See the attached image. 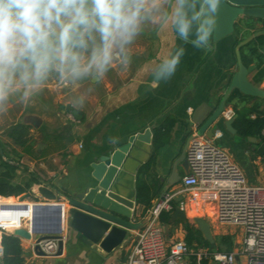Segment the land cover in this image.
Listing matches in <instances>:
<instances>
[{
    "label": "crops",
    "instance_id": "obj_1",
    "mask_svg": "<svg viewBox=\"0 0 264 264\" xmlns=\"http://www.w3.org/2000/svg\"><path fill=\"white\" fill-rule=\"evenodd\" d=\"M238 25V31L227 39L214 42L212 37L213 49L210 52L177 38L171 30L159 34L145 33L133 46L132 63L129 67L115 68L111 71L114 74L122 71L123 77L119 79L113 74L110 78L107 75L104 81L94 85L84 107L76 110L77 115L70 110L72 107L68 103L69 94L54 84L49 85L28 106L11 107L8 111L13 114L10 118L11 123L2 131L6 133L10 126L18 123L30 127V140L27 145L14 146L19 157L13 159L21 167L17 171V180L25 181L28 177L35 176L38 183L32 184L25 193L10 197H17L30 203L61 202L69 209L70 206L58 191L63 194L83 191L86 185L94 180L93 163L97 162L101 155L126 143L132 135L151 128V151L145 163L155 156V174L152 173L149 179L157 180L158 194L153 197L148 209L137 201L136 194V221L147 224L152 220L154 206L166 186L174 182L178 174L181 175L180 182L165 194L179 192L172 201L173 208L165 210L170 211V218L167 222H163L160 216L158 218V224L161 225L168 243L186 240V222L179 219L170 221L174 210L179 208L181 203L188 221L191 214L194 215L193 218L199 214L213 221L215 197L200 193L198 199L193 201L191 194L180 193L182 178L188 170L185 160L187 157L183 155L192 136L198 133L199 125L196 121L207 118L211 114L210 107L216 109L228 91L231 77L238 69L236 57L238 41L248 38L262 27L259 20L247 16L240 18ZM176 47H183L185 52L175 74L171 79L161 82L158 87H149L151 76L148 69ZM260 51L264 61V45L260 47ZM244 53L245 61L249 62L247 66H254L248 74V79L264 90V75L258 76L260 69L256 56L247 49ZM244 63L246 65V62ZM250 109L264 110V96H248L238 92L236 98L227 102L222 117L227 119L226 111H232L233 117H236V111L247 114V110ZM254 115L251 113L252 117ZM3 116L4 114L0 115V124ZM169 116L176 119V124L170 132L169 140L155 151L154 128ZM217 123L214 142L221 147H227L231 152L229 155L242 169L249 184H264V153L259 152L264 141L259 137H256L257 141L249 140L238 132L233 134L220 121ZM34 128L42 131L44 138L35 145L32 133ZM26 148L29 149L25 153ZM141 150H143L141 156L145 157L148 151L144 148ZM129 163L130 168H136L135 160H129ZM2 168L0 166V170ZM132 175L135 177L137 192L139 171L134 174L128 170L129 181ZM53 215L52 211H41L40 227H51L54 224ZM15 221L6 223L7 227L12 226ZM28 226L29 219H25L23 227ZM134 233L135 231L130 233L120 248L106 253L100 247L87 243L78 234L71 232L66 223L63 233L65 245L60 255L56 252L47 256L38 255L34 250L36 237L34 234L31 240L21 238L23 264H126ZM204 264L215 263L205 261Z\"/></svg>",
    "mask_w": 264,
    "mask_h": 264
},
{
    "label": "clouds",
    "instance_id": "obj_2",
    "mask_svg": "<svg viewBox=\"0 0 264 264\" xmlns=\"http://www.w3.org/2000/svg\"><path fill=\"white\" fill-rule=\"evenodd\" d=\"M221 0H0V115L28 106L54 84L69 105L84 107L93 86L127 69L147 32L171 30L212 51ZM174 48L152 65L149 87L175 74L184 55Z\"/></svg>",
    "mask_w": 264,
    "mask_h": 264
},
{
    "label": "water",
    "instance_id": "obj_3",
    "mask_svg": "<svg viewBox=\"0 0 264 264\" xmlns=\"http://www.w3.org/2000/svg\"><path fill=\"white\" fill-rule=\"evenodd\" d=\"M247 16L259 20L262 27L259 31L240 41L236 47L238 69L231 77L230 85L226 95L219 105L214 109L210 107L211 114L204 120H197L198 133L215 139V125L222 123L228 131L237 133L234 127L235 117L226 119L223 116L228 98L236 90L248 96H264V90L260 89L248 79V74L254 69L253 65L247 66L243 62L241 48L258 36H264V0H221V5L215 18L213 28V41L218 42L231 37L236 29L239 19ZM249 140L257 141L256 137L249 136ZM152 142V129L147 128L143 132L132 135L129 140L101 155L97 162L93 163L92 177L94 180L86 185L85 189L76 194L58 193L64 197L70 206L65 207L61 202H33L30 205H22L19 208L18 221L21 226L14 229V235L22 239H33L34 250L38 255L47 256L43 244L57 241V255L62 254L65 237L63 235L66 223L71 232L78 234L87 243L100 247L106 253H111L120 248L132 231L142 229L144 222H137L136 185L135 177L127 178V171L136 174L141 166L148 160ZM142 148L146 149V156H141ZM137 149V150H136ZM264 153V145L259 149ZM148 154V155H147ZM0 155L9 161L0 144ZM186 158V152L183 155ZM129 160L137 162L136 168H130ZM186 163L189 171V164ZM181 175L178 174L174 182L166 186L160 199L177 183ZM131 188V190H130ZM24 208V209H23ZM22 209V210H21ZM41 211H52L54 213L51 227L42 228L39 225V213ZM29 219V226L23 227L21 218ZM181 220L187 222L186 213L179 207L176 208L170 221ZM197 228L202 232L205 239L214 244L216 242L211 223L204 217L194 218Z\"/></svg>",
    "mask_w": 264,
    "mask_h": 264
},
{
    "label": "built area",
    "instance_id": "obj_4",
    "mask_svg": "<svg viewBox=\"0 0 264 264\" xmlns=\"http://www.w3.org/2000/svg\"><path fill=\"white\" fill-rule=\"evenodd\" d=\"M227 119L233 117L232 111H226ZM189 171L182 178L180 193L192 195L196 201L200 193L215 197L214 221L241 228L242 248L240 251L221 252L194 244L186 240L168 243L158 218L162 211L173 208L172 201L179 193L167 194L159 199L153 208V218L136 230L131 237V248L126 264H264V184H249L242 169L232 160L229 153L210 139L199 133L192 136L186 150ZM0 196V215L5 207L15 213L22 206L18 203L2 201ZM183 203L180 208L183 209ZM26 218L24 217V220ZM19 222L5 226L0 220V258L4 255L2 235L11 233ZM23 226V223H22ZM58 243L53 240L43 244L48 254L57 251ZM244 259V262H242Z\"/></svg>",
    "mask_w": 264,
    "mask_h": 264
},
{
    "label": "trees",
    "instance_id": "obj_5",
    "mask_svg": "<svg viewBox=\"0 0 264 264\" xmlns=\"http://www.w3.org/2000/svg\"><path fill=\"white\" fill-rule=\"evenodd\" d=\"M239 28L238 23L236 24L235 32ZM234 32V33H235ZM240 41H238L239 43ZM237 43V44H238ZM264 45V36H258L241 48V54L243 61L246 65L249 62L245 61L246 56L244 50L247 49L249 53L255 55L258 61V67L260 69L258 76L264 75V61L263 54L260 51V47ZM259 79V78H256ZM235 91L228 98V102L236 98L237 93ZM71 112L76 113V110L70 108ZM247 114L236 111V117L234 122V127L241 136L245 137H259L264 141V110L250 109L247 110ZM251 113L255 115L252 117ZM176 124V119L172 116L167 117L162 124L154 128V147L159 148L169 140L170 132ZM6 134L9 135L16 146L25 147L30 140V127L25 124H14L6 130ZM1 144V142H0ZM1 147L5 153V160L0 155V166L3 167L0 170V196L10 197L19 196L25 193L34 183H38V179L35 176L28 177L25 181L17 180V171L21 169L17 165L16 161L6 152L5 148L1 144ZM14 162V163H13ZM16 162V163H15ZM155 171V156L145 163L139 170L138 180H137V201L144 204L146 208H150L152 204V199L156 194H158V183L156 179H149L152 173ZM155 174V173H154ZM9 202L15 201L14 199H9ZM160 218L163 222H167L170 218V211H162ZM186 229V241L189 245L193 246L204 245L208 248L219 250L217 247V241L214 244L209 243L202 232L197 228L195 224L190 221L185 223ZM2 245L4 248V255L1 258L0 264H23L24 258L22 255V245L21 238L14 235L13 233H4L2 235Z\"/></svg>",
    "mask_w": 264,
    "mask_h": 264
},
{
    "label": "rangeland",
    "instance_id": "obj_6",
    "mask_svg": "<svg viewBox=\"0 0 264 264\" xmlns=\"http://www.w3.org/2000/svg\"><path fill=\"white\" fill-rule=\"evenodd\" d=\"M236 31H238V28ZM113 74H114V72H110L108 74V76L111 78L113 76ZM114 75H116V77L120 79L123 77L124 73H122V71H119V72H116ZM12 115L13 114H11V112H8V113L4 114V116H3V121L0 124V142L3 145V148H5L6 152L9 153V155L12 158H15V157L18 158L19 157L17 154L18 152L16 151V148L14 147L16 145L14 144L12 138L9 135H7L5 132L2 131V129L4 127H6L8 124L11 123L10 118L12 117ZM69 120H70V118H69ZM67 122H69V121H67ZM64 129H67V128H64ZM32 133L34 134L33 135V137H34L33 144L34 145L38 144L41 140L44 139L42 131H40V130L37 131L34 128V131ZM222 148H224L226 151H228L227 147L222 146ZM28 149L29 148H26L24 150L25 153L28 152ZM230 153L231 152H229V154ZM193 216L194 215L191 214V217L189 219L193 224L196 225V222H195ZM195 217H204V216L196 214ZM207 220L211 223L212 231H213V234H214L215 239H216L217 244H218L217 245V247L219 248L218 251L227 253V252H230L233 250H238V251L241 250L242 245L239 242V241H241V228L240 227L235 226V225H230V224H220L214 220L213 221H210L209 219H207ZM237 242H239V243L237 244ZM200 246H202V245H200ZM242 262H244V259H242Z\"/></svg>",
    "mask_w": 264,
    "mask_h": 264
},
{
    "label": "bare ground",
    "instance_id": "obj_7",
    "mask_svg": "<svg viewBox=\"0 0 264 264\" xmlns=\"http://www.w3.org/2000/svg\"><path fill=\"white\" fill-rule=\"evenodd\" d=\"M9 199H14L15 201L14 202H11V203H17V204H19L18 203V200L17 199H15V198H9V197H7V198H5V199H2V201H4V202H9L8 200ZM20 204H22V205H30L31 206V208H33L32 206H33V204H32V202L30 203L29 201H24V202H22V203H20ZM19 208H21V206L19 207ZM24 209V208H23ZM9 210H10V207H5V209H4V213L2 214V215H0V220L2 221V223L5 225V226H7L6 225V223H11V221H15V220H18L17 218H18V216L20 215V212H18V211H20V210H17L15 213H11V212H9ZM22 210V209H21ZM22 219V218H21ZM23 220V219H22ZM24 221V220H23ZM23 221H22V223H23ZM16 222V221H15ZM19 222V221H18Z\"/></svg>",
    "mask_w": 264,
    "mask_h": 264
}]
</instances>
